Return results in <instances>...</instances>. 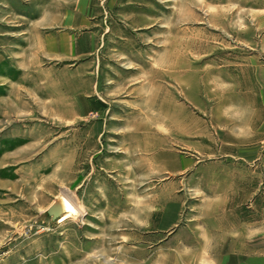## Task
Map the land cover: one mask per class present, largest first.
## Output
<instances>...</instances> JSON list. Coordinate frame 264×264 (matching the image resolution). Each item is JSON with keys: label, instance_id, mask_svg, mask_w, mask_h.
I'll return each mask as SVG.
<instances>
[{"label": "rangeland", "instance_id": "1", "mask_svg": "<svg viewBox=\"0 0 264 264\" xmlns=\"http://www.w3.org/2000/svg\"><path fill=\"white\" fill-rule=\"evenodd\" d=\"M66 1L61 53L30 37L42 0H0V264H158L208 222L264 224V111L238 69L264 0ZM62 193L80 211L52 219Z\"/></svg>", "mask_w": 264, "mask_h": 264}, {"label": "crops", "instance_id": "2", "mask_svg": "<svg viewBox=\"0 0 264 264\" xmlns=\"http://www.w3.org/2000/svg\"><path fill=\"white\" fill-rule=\"evenodd\" d=\"M44 12L41 16L42 25H33L29 28L30 37L37 38V51H58L68 52L70 44H66L63 40H54V38H68L69 34L63 32L69 21L73 18V13L70 10V5L66 0H42ZM26 15V14H22ZM263 14L259 15V22L264 23ZM44 17V19H43ZM66 25V27H64ZM43 29H47L45 33ZM51 29V30H49ZM61 33H55V30ZM67 29V28H66ZM39 33H35V32ZM57 34V35H56ZM261 47L264 46V36L261 39ZM259 57L254 55L253 59L247 57V60L238 63L239 79L253 80L254 86L258 87L257 92L253 95H241V101L244 107H254L257 110L264 111V49H260ZM31 69V68H27ZM64 69H58L56 73L49 71L38 72L36 81L32 83L33 92L36 93V88L45 96H48L47 85L56 84L58 87L64 85ZM66 74V73H65ZM54 77H57L58 82H54ZM56 79V80H57ZM43 90V91H42ZM61 90V95H62ZM47 94V95H46ZM253 103V105H251ZM264 114V113H263ZM261 114L259 117H262ZM206 232L204 238H184L178 239L177 248L171 254H162L158 257V264H188L187 261L194 264H264V224L261 221L247 222L228 221L219 224H205ZM181 229H176L174 235H177ZM247 231H252L248 236ZM218 235H221L218 237ZM167 242V241H165Z\"/></svg>", "mask_w": 264, "mask_h": 264}, {"label": "bare ground", "instance_id": "3", "mask_svg": "<svg viewBox=\"0 0 264 264\" xmlns=\"http://www.w3.org/2000/svg\"><path fill=\"white\" fill-rule=\"evenodd\" d=\"M51 205L55 206V209H57L59 216L62 213L76 215L80 211V208L75 203V201L70 196L64 193H62L60 197H57Z\"/></svg>", "mask_w": 264, "mask_h": 264}, {"label": "water", "instance_id": "4", "mask_svg": "<svg viewBox=\"0 0 264 264\" xmlns=\"http://www.w3.org/2000/svg\"><path fill=\"white\" fill-rule=\"evenodd\" d=\"M46 212L51 216L52 219H55L59 216L57 209H55V206H53V205H50L47 208Z\"/></svg>", "mask_w": 264, "mask_h": 264}]
</instances>
